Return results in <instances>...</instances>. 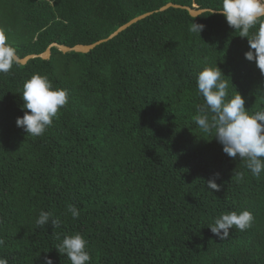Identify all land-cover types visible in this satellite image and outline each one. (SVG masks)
<instances>
[{
  "label": "trees",
  "instance_id": "trees-1",
  "mask_svg": "<svg viewBox=\"0 0 264 264\" xmlns=\"http://www.w3.org/2000/svg\"><path fill=\"white\" fill-rule=\"evenodd\" d=\"M170 2L206 9L194 19L204 25L200 34L189 31L194 16L187 8L160 10ZM220 6L0 0V29L20 57L52 43L97 42L152 12L89 52L53 46L49 58L0 74V257L8 264H71L56 246L76 233L87 241V264H264V172L253 177L243 160L223 152L214 132L195 124L204 104L197 74L206 66L221 69L227 98L238 91L249 113L264 110V75L245 58L248 38L211 13ZM34 73L68 92L37 137L16 125L25 111L23 84ZM235 172L245 180L237 183ZM213 178L219 191L207 188ZM245 209L254 217L250 228L233 227L224 240L212 233L217 217ZM41 210L59 227H38Z\"/></svg>",
  "mask_w": 264,
  "mask_h": 264
},
{
  "label": "clouds",
  "instance_id": "clouds-1",
  "mask_svg": "<svg viewBox=\"0 0 264 264\" xmlns=\"http://www.w3.org/2000/svg\"><path fill=\"white\" fill-rule=\"evenodd\" d=\"M214 10L226 18L230 27L239 31L240 37L248 38L249 50L245 52V58L254 61L264 75V0H221V6L212 9L211 13ZM194 19L195 16L189 31L200 34L204 25L195 23ZM253 28L256 31L250 32ZM17 63L16 49L8 42L6 30L0 29V74L9 73ZM222 75L217 65L206 66L197 74V90L203 96L204 104L197 106L195 124L205 133L214 132L213 137L222 145L223 152L243 160L251 175L259 179L264 172V110L249 113L245 98L238 91L227 98L229 85ZM21 95L25 111L23 116L17 117L16 125L34 137L43 135L58 111L68 103L67 90L54 87L46 75L39 73L32 74L24 82ZM234 176L237 183L245 180L244 172H235ZM207 188L219 191L220 185L213 178L207 181ZM68 211L74 219L80 215L73 205L68 206ZM253 220L252 213L247 209L231 211L217 217L209 227L220 240H224L230 235V229L235 227L244 231L251 227ZM35 223L38 227L48 223L54 228L60 225L58 218L43 210ZM3 244L0 239V246ZM86 245L83 236L76 233L65 236L56 249L66 254L71 264H87L91 256L86 251ZM0 264H8L7 258L0 257ZM46 264H53L51 258H47Z\"/></svg>",
  "mask_w": 264,
  "mask_h": 264
},
{
  "label": "water",
  "instance_id": "water-1",
  "mask_svg": "<svg viewBox=\"0 0 264 264\" xmlns=\"http://www.w3.org/2000/svg\"><path fill=\"white\" fill-rule=\"evenodd\" d=\"M171 6H177V7H185L187 8L190 13L193 16H198L199 14H201L202 12H204L206 9L203 8H192L190 6H181L179 4H175L173 2H170L164 6L161 7L160 10H165ZM152 12H148L145 14H142L138 17H135L134 19L128 21L127 23L123 24L122 26H120L113 34H111L108 38H104L102 40H99L97 42L91 43V44H76L74 46H68V45H64V44H59V43H52L44 52L42 53H38V54H28L24 57H20L17 54L18 57V62L25 64L28 62V60L32 59V58H36V57H42V58H49L52 54V47L53 46H57L60 50H62L63 52L66 51H70V50H75L77 52H89L91 49H93L96 45L100 44L103 41L108 40L109 38H111L112 36L118 34L120 31H123L124 29H126L127 27H129L132 23L137 22L138 20L146 17L147 15L151 14Z\"/></svg>",
  "mask_w": 264,
  "mask_h": 264
}]
</instances>
